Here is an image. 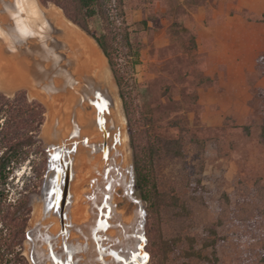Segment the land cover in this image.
<instances>
[{
  "label": "rangeland",
  "instance_id": "obj_1",
  "mask_svg": "<svg viewBox=\"0 0 264 264\" xmlns=\"http://www.w3.org/2000/svg\"><path fill=\"white\" fill-rule=\"evenodd\" d=\"M3 1L0 0V11L4 9ZM16 1L19 7L20 0ZM39 3L55 29L50 34L47 45L60 55V70L48 56L49 60L43 63V68L53 71L55 67V76L48 78L47 73L37 67L38 62L46 55L41 53L31 56L25 53L21 60V51L14 40V46L6 48L7 56L20 65L28 75V81L12 85L0 84V92L14 95L17 91L24 90L30 99L38 100L46 107L41 138L47 151L48 162L42 177L39 178L38 192L31 196L33 211L24 243V252L29 264H43L38 245L41 221L35 223V219L39 217L36 213L37 206L44 203L55 174V169L50 167L48 149L53 151L55 147L61 148L65 145L69 151L67 158L72 159V164L73 153L83 148L89 150L91 146L93 151L101 150L103 159H109L102 151L104 131L97 119L102 115L103 108L95 105L99 111L95 124L102 136L101 142L98 143L92 141L93 135L82 133L84 128L76 112L84 103H88L87 109L93 108L89 100L81 101L84 93H94L89 88L92 84L94 87H102L105 96L111 100L108 110L103 111L107 125L105 122L103 124L107 126L109 136L111 131H116L114 144L125 145L121 151V163L126 179L113 189L112 204L122 212L123 222L128 225L129 218L137 212L140 219L137 233L140 241L137 246L144 233L145 261L147 264H155L148 233L149 207L136 187L128 118L120 95L121 89L108 58L107 64L104 52L98 47L96 40L70 19L56 2L39 0ZM229 3H237V0H122L121 11L119 6H116L117 0H113L112 14L116 18V39L110 49L123 81L122 89L133 114L136 134L139 135L144 128H152L169 136H178L179 129L170 128L169 122L181 121L202 140L201 143L193 142V134L185 133L188 142L184 155L166 158L158 165L160 185L166 193L161 210L163 238L169 247L166 264H264V139L261 137L264 96L260 91H256L259 88L264 92V54L259 56L260 65L257 66V58L250 47L244 49L241 44H237L233 55L232 50H228L225 44L221 53L214 54V44L208 43L212 36L226 39L230 23L235 39L244 40L245 24L239 17L260 22V15H253L247 9L239 10L238 7L228 9ZM19 10L21 11L20 8ZM53 10L59 11L61 19L70 25L71 29H80L79 32L82 31L94 39L100 49L102 82L90 69L82 80H78L80 77L76 75V80L65 57L68 47L60 37L61 28L50 16ZM230 17L233 18L228 21ZM0 20L2 24L8 22L5 13L0 12ZM19 27L22 32L32 33L34 38L28 40L30 48L35 49L41 45L42 37ZM101 28L98 18L91 21V30L94 33L99 34ZM126 32L130 33L133 49L125 45ZM260 33L264 36V29ZM138 49L141 61L135 64L133 60ZM219 62H229L220 67L225 74L219 75L218 70L217 74H214ZM204 75L212 77L214 83L202 84ZM56 81H62L65 88L57 87ZM69 83L75 86L79 84L80 99L70 112L71 129L66 131L67 135H63L61 130L64 132L67 128L62 123L64 115L61 113H66L69 100L58 97L56 104L55 96L65 94ZM228 88L231 90L228 91ZM116 103V114L123 116V119L116 118L117 115L112 112ZM245 117L247 119H244ZM56 119L58 125L55 129ZM111 119L119 128L114 122H110ZM115 119L119 120V124ZM76 128L79 129V136H71ZM55 131L59 132L58 137L62 135L61 139L56 138ZM119 133L123 134L122 138ZM62 139L66 140L61 143ZM74 139L76 143L71 141ZM109 154L110 151L107 155ZM33 160L27 161L19 170L18 178L22 177L20 183L25 177L34 178L40 169V158L34 157ZM108 189L111 190V187L108 186ZM111 196L109 193L108 198L111 199ZM72 201L71 194L70 203L68 201L70 212L75 209ZM45 213L43 210L42 215ZM70 222L71 230L74 226L73 220L70 219ZM110 225V222H106L105 226L95 229L94 235L99 236L98 240L102 246L113 249V244L108 241L112 239L107 234ZM128 228L130 227L126 226L127 230ZM102 231H105L104 236L100 234ZM98 240H95L97 246ZM57 251L63 252V249ZM139 251L137 250L136 254ZM83 252L85 250H82ZM76 254L78 255L75 262L81 264V253L76 250L74 255ZM96 257L95 261L104 264L98 255ZM110 257L107 255L108 260ZM112 262L114 261L110 264Z\"/></svg>",
  "mask_w": 264,
  "mask_h": 264
},
{
  "label": "bare ground",
  "instance_id": "obj_2",
  "mask_svg": "<svg viewBox=\"0 0 264 264\" xmlns=\"http://www.w3.org/2000/svg\"><path fill=\"white\" fill-rule=\"evenodd\" d=\"M23 3L24 10L21 9V12L16 0H12L11 2L3 1L4 9L0 11L5 13L8 18V22L4 24H2L0 20V40L2 43H0L1 85H12L14 83L19 84L28 81V75L24 73L25 71H23L20 65L16 61H13L12 58H9L7 56L6 48H12L14 46V40L16 45L18 46V49H20L21 51V55H19V58L21 60L23 59L25 53H28L31 56L39 55L41 53L46 55V58H41V61L38 62L37 67L38 69L47 73L48 78L51 79L53 78V76H55V67L53 68V71L45 70L43 68V63L49 60L47 58L48 56L51 57V60L53 59V64H55L57 69L60 70V67L58 66L59 60L61 59L60 55L55 53V49H52V47L47 45V42L50 39V34L55 31L53 25L50 22V19L47 17L45 10L39 3V0H25ZM50 13V16L61 28L62 32L60 34V37H62L68 47V51L65 50L67 52L65 57L67 59V62H69L70 64L72 73L75 76L79 75L78 78L80 77V79H78L76 76V80H82V78L85 77L86 71L90 69L97 76L99 81L102 82V74L100 72V70L102 69L100 49L97 48L94 39L82 31L79 32L80 29H71V26L67 25L61 19L62 15H60L59 11L53 10ZM19 26H21V28H26L29 31L31 30L34 34L40 36V38L42 37L43 41H41V45H39L38 48L35 49L30 48L28 46V40L34 37L32 33L22 32V29H20ZM104 56L107 62V57L105 54ZM67 68L69 67L67 66ZM55 84L57 85V87H60V89L65 88L62 81H56ZM77 85L79 86V84ZM92 85H90L91 87L89 88H91L94 93H92L91 95L88 92L84 93L83 95L81 94V101L83 102L85 100H89L92 103L93 108L89 110L87 109L88 103H82L83 106L78 107L76 112L78 119L82 123V127L84 128L82 130V133L86 135L87 133L88 135H93L94 139L92 138V141L98 143L101 142L102 136L99 132L100 130H98L95 124V118L97 112H99L97 111L98 108H103V110L101 111L102 115L98 116V121L99 123H101V127L104 131L102 151L105 152V157L109 156V159H103V153H101V150L96 149V151H93L91 150V146V149L89 147V150L81 148L82 150L79 149L76 153H73L74 162L72 164V160L68 162L70 158L65 159L64 157H62L63 145L60 149H53L54 154L55 152H60L57 156L60 157L61 163L58 164V171H56L55 169L54 178L56 176V179H54V188H52V191L54 192V198L58 207L61 203V206H63L64 208L67 200L69 201V196H71V194L73 196L74 203L72 201V204H74L73 206H75V209L70 212V206H68L69 220L72 219L74 225L70 230V242L75 244L76 246L85 247V252L80 254V257L83 258L81 264H102L98 260L95 261L97 258L96 256L98 255V247L97 241H95L96 239L94 237V231L95 229L101 228V226L106 222H110L111 224L107 234H109V237L112 239L111 241L110 239L108 241L113 244V246H111L113 247V249H116L118 252H123L122 255L127 257H130L133 254V250L134 252L140 250V256L146 255L145 248H143L144 244L146 243L144 233L142 234V240L139 246H137L140 241L139 237L137 236L140 227V219L137 212H135L134 215L129 218L128 225V223L125 224V222H123L124 220L122 212L119 209L115 208L112 204L114 201L113 189L125 182L126 179V177L124 176L123 163H121V156H123V153L121 151L124 149L125 145L122 146V144H114L115 136H117L116 131H111V136H109V131L106 128L107 121H104V109L108 110L109 106L111 105V100L105 96L106 94L105 91L101 89L102 87L98 88ZM78 86H75V84L70 85L69 83V87H67L65 94L55 96L56 104L59 101L58 97H62L67 101L69 100L67 102L68 105L66 106V110L69 112V114L67 111H65L66 113H61V115H64L61 119L62 123L67 128L64 132H62V126L60 127L61 133H63V135H67L66 131H69L71 129L70 112L72 110V107L77 104L80 99L78 94L80 92L79 88L81 87ZM95 105H97L98 108ZM115 105L116 108L112 110L113 114H116V111H118V103H116ZM112 112L110 111V114ZM107 113L108 112H106V114ZM116 118L123 119V116L119 114L116 116ZM118 119L115 120H117V123L119 124ZM112 120L113 119H111L110 122H114V124H116V122ZM104 122L106 123V125L103 124ZM57 123L58 120L56 119L55 129L58 125ZM115 126L119 128L117 124ZM85 128L89 130H86ZM58 133V131L55 133L56 138L62 137V135L58 137ZM75 134H77V137L79 136L78 128L74 130L71 136ZM120 135V138H122L123 134ZM66 139H62L61 143H63ZM75 140L76 139L71 141L76 143ZM120 140L121 139H119V141ZM94 148L96 147L94 146ZM108 149L110 151L109 155H107V153L109 152ZM64 159L66 163L64 162ZM72 175L73 181L70 183V189L66 191L64 187V181L69 179L71 181ZM108 186L111 187V190L108 189ZM109 193L112 194L111 199L108 198ZM58 210V217H56V215H54L53 213H45L42 215L43 206H37L36 213L39 217H36L35 223L38 220L41 221V227L39 228L40 237L38 238V245L40 258L42 259L43 264H53L47 253L49 246L48 239L56 236L63 225L64 227H66L65 218L61 217L60 207L58 208ZM126 226H129L130 228H128L127 230ZM100 234L104 236L105 231H102ZM61 242V237L54 239L53 246L56 250L62 249ZM146 263L147 262L145 261L143 264ZM112 264L117 263L114 261L112 262Z\"/></svg>",
  "mask_w": 264,
  "mask_h": 264
},
{
  "label": "trees",
  "instance_id": "obj_3",
  "mask_svg": "<svg viewBox=\"0 0 264 264\" xmlns=\"http://www.w3.org/2000/svg\"><path fill=\"white\" fill-rule=\"evenodd\" d=\"M62 7L67 16L88 32L103 50L120 87V95L128 118V131L133 149L136 187L141 197L148 203L150 223L148 233L150 249L155 264H166L169 247L163 238L161 228V210L166 193L160 185L158 165L169 157L183 156L188 142L185 133H192L191 141L201 143V139L192 129L181 121L169 122V127H177L180 134L169 136L152 128H144L136 134L133 114L125 95L122 78L111 52V45L116 39L113 17V0H52ZM122 0H117V8L122 10ZM123 13V12H122ZM95 18L101 22V32L91 30V21ZM253 17H251L252 19ZM264 23V13L258 17ZM126 47L133 49L129 32L125 33ZM196 44V42L194 43ZM134 63H140V51L135 52ZM214 83L212 77L204 75L202 84ZM256 91H260L259 88ZM46 107L38 100H32L24 90L14 95L0 92V264H29L24 252L28 228L33 207L31 196L38 192L39 178L43 175L48 162L41 131L45 122ZM261 137L264 139V122ZM40 158V169L35 179L18 178V172L27 161ZM24 177V176H23Z\"/></svg>",
  "mask_w": 264,
  "mask_h": 264
},
{
  "label": "flooded vegetation",
  "instance_id": "obj_4",
  "mask_svg": "<svg viewBox=\"0 0 264 264\" xmlns=\"http://www.w3.org/2000/svg\"><path fill=\"white\" fill-rule=\"evenodd\" d=\"M4 1L5 2L6 1L11 2L12 0H4ZM24 1L25 0H20L19 8L22 10H24V3H23ZM53 185L54 184H52V186L49 188V190L51 192L50 196L48 194V196L45 197L44 203L42 204L43 210L46 213L53 212V214H55L56 217H58L59 216L58 208L60 207L61 217L65 218V222H66L65 226L66 227H64V225H63L60 228V230L58 231V234L56 236H54L51 239H48V241H49L48 252H47L48 257L53 261L54 264H77L75 262V258L78 254L74 255V252H76V250H78L79 254H80V253H82V250L83 251L85 250V247L84 246H75L74 244H71L70 239H69V237H70V231L69 230H70L71 222L69 220V215H68L69 214L68 213V206L70 203V197L71 196H69V203L67 200L64 208H63V206H61V203L58 207L56 204V200L54 198V192L52 191V188H54ZM103 226H105V223L101 227H103ZM58 237H62L61 243H62L63 252H59V251L55 250V248L53 246L54 239L58 238ZM98 237L99 236L97 234H95L96 240H98ZM97 247H98V258H100V260H102V262L104 264H110L111 261H115L117 264H143L145 262V255L140 256L139 255L140 251L137 252V254H136V252H133V255H131L130 257H127V256L122 255L123 253H121L120 251L118 252L115 249H109L107 246H102V244H101V242H99V240H98V246ZM107 255L111 256L109 260L107 259ZM136 258H137V260H136Z\"/></svg>",
  "mask_w": 264,
  "mask_h": 264
},
{
  "label": "crops",
  "instance_id": "obj_5",
  "mask_svg": "<svg viewBox=\"0 0 264 264\" xmlns=\"http://www.w3.org/2000/svg\"><path fill=\"white\" fill-rule=\"evenodd\" d=\"M239 8V10L242 9H247L249 12H251L253 15H261L264 13V0H237V3H229L228 4V9H236ZM228 19V21L231 20ZM240 20L245 24L243 26L244 28V40H236L234 32L232 31L231 23L229 26V34L227 35L226 39H222L219 36H212L210 38V41H208L209 45L214 44V49L212 52L215 54H219L223 51V46L226 44L228 50H232V54L234 55V51L236 46L238 47L237 44H241V46L245 49L246 47H250L252 52L254 53L255 57L257 58L256 60V65L259 66V56L261 54H264V36L260 31L264 29V23L262 22H257V21H251L248 20L245 17H239ZM240 47V46H239ZM229 62H219L217 66L215 67L214 74H225L223 73L224 70H221V65L227 64ZM228 66V65H227ZM228 91L231 89L228 88ZM201 99H202V94H201ZM246 104V103H245ZM249 115V114H248ZM247 115V117H249ZM245 117L244 119H247ZM245 122V121H244Z\"/></svg>",
  "mask_w": 264,
  "mask_h": 264
},
{
  "label": "water",
  "instance_id": "obj_6",
  "mask_svg": "<svg viewBox=\"0 0 264 264\" xmlns=\"http://www.w3.org/2000/svg\"><path fill=\"white\" fill-rule=\"evenodd\" d=\"M60 147H55V149H59ZM66 146L64 145L63 146V152H62V157H64L65 159L67 158V152H69L68 151V149L66 148ZM49 150V154H50V158H49V160H50V167L51 168H54V169H56V171H58V164L59 163H61V160H60V157L59 156H57L58 155V153H60V152H58V153H56L55 152V154L53 153V151L52 150H50V149H48ZM56 151V150H55ZM65 159H64V162L66 163V161H65ZM68 159V158H67ZM72 159L70 158L69 160H68V162L69 161H71ZM71 163V162H70ZM54 179H56V176H55V178H53V180H52V182L54 183ZM71 183V181H70V179L69 180H66V181H64V187H65V190L66 191H68L69 189H70V184ZM50 190H48L47 191V196H48V194H49V196H50ZM143 248H145V244H144V246H143ZM146 252V251H145Z\"/></svg>",
  "mask_w": 264,
  "mask_h": 264
}]
</instances>
